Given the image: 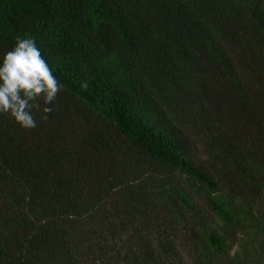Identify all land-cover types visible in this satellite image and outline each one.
<instances>
[{"label": "trees", "instance_id": "obj_1", "mask_svg": "<svg viewBox=\"0 0 264 264\" xmlns=\"http://www.w3.org/2000/svg\"><path fill=\"white\" fill-rule=\"evenodd\" d=\"M62 88L0 114V264H264V0H0Z\"/></svg>", "mask_w": 264, "mask_h": 264}, {"label": "clouds", "instance_id": "obj_2", "mask_svg": "<svg viewBox=\"0 0 264 264\" xmlns=\"http://www.w3.org/2000/svg\"><path fill=\"white\" fill-rule=\"evenodd\" d=\"M61 88L32 37L17 38L9 50L0 54V114H8L20 127H36V108L46 119Z\"/></svg>", "mask_w": 264, "mask_h": 264}, {"label": "rangeland", "instance_id": "obj_3", "mask_svg": "<svg viewBox=\"0 0 264 264\" xmlns=\"http://www.w3.org/2000/svg\"><path fill=\"white\" fill-rule=\"evenodd\" d=\"M190 258L187 252L182 248L180 251V261L177 264H189Z\"/></svg>", "mask_w": 264, "mask_h": 264}]
</instances>
